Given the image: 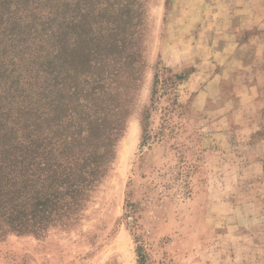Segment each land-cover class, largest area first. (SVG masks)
I'll return each instance as SVG.
<instances>
[{
	"label": "rangeland",
	"instance_id": "374dc122",
	"mask_svg": "<svg viewBox=\"0 0 264 264\" xmlns=\"http://www.w3.org/2000/svg\"><path fill=\"white\" fill-rule=\"evenodd\" d=\"M253 1L264 11V0ZM242 2L43 0L41 19L17 13L30 36L13 34L21 40L13 53L23 51L24 61L0 59L9 74L0 90L16 89L0 94L10 116L28 117L37 90L33 58L41 51L43 59L58 34L68 135H76L80 107L91 104L85 97L112 90L129 49L139 52L142 70L116 157L79 220L41 235L0 237V264H138V246L146 264H264V33L235 31L239 44L228 45L226 27L239 20L231 9ZM35 22L43 46L25 49ZM83 39L92 46L88 67L78 52Z\"/></svg>",
	"mask_w": 264,
	"mask_h": 264
},
{
	"label": "trees",
	"instance_id": "16d2710c",
	"mask_svg": "<svg viewBox=\"0 0 264 264\" xmlns=\"http://www.w3.org/2000/svg\"><path fill=\"white\" fill-rule=\"evenodd\" d=\"M42 1L0 0V59L8 56L12 61L18 56L24 61L23 51L18 55L13 53L21 45V40H16L13 34L22 33L28 38L30 32L19 28L21 21L17 20V13L26 10L32 21L41 19ZM38 22L34 24L36 36L25 49L32 50L36 42L41 45L43 41L37 29ZM48 37L47 34V40ZM56 37V45L45 48L43 59H39L41 51L33 58L32 78L37 90L32 95L34 108L26 107L28 117L10 116L8 111L3 112L5 106L0 105V237L12 232L41 235L51 226L74 225L91 192L107 176L116 157V145L122 136L125 119L130 114L127 107L130 92L137 86L142 70L136 49L128 50L125 60L113 73V91L104 93L99 90L85 97L91 104L80 107L85 110L79 112L83 114L77 121L76 135H68V126L64 125V120L69 117L67 94L62 87L61 71L65 40L60 34ZM91 47L83 39L78 48L85 67L89 64ZM116 47L110 43L108 48ZM58 65L59 69L48 71L50 66L55 68ZM5 71L4 62L0 60V86L7 84L3 81ZM46 73L53 75L48 88L43 89ZM7 89L16 90L14 83ZM7 89L0 90V94ZM40 105L45 113L42 111L37 115ZM30 114L37 116L31 119ZM146 120L147 116L140 119L143 134ZM44 131H47L45 136L41 134ZM137 252V263L146 264L143 247L138 246Z\"/></svg>",
	"mask_w": 264,
	"mask_h": 264
},
{
	"label": "crops",
	"instance_id": "0c3cea01",
	"mask_svg": "<svg viewBox=\"0 0 264 264\" xmlns=\"http://www.w3.org/2000/svg\"><path fill=\"white\" fill-rule=\"evenodd\" d=\"M241 1H243L242 4L237 5L231 9L232 14L234 16H237L239 20L237 21L234 19L230 21V25L226 27L227 34L229 35V39L231 40V42L228 43L229 46L231 45V43H233L234 46L239 44L236 38L235 31H239V30L252 31V34H250L249 37H253V35H258V34H254L255 31L260 34L264 33V11L262 7L256 6L253 0H241ZM260 40L264 41L262 39H259V41ZM247 42L248 40L242 41L241 45H246ZM258 54L260 60L263 61L264 51L259 50Z\"/></svg>",
	"mask_w": 264,
	"mask_h": 264
}]
</instances>
